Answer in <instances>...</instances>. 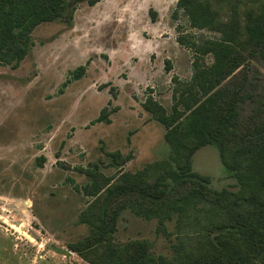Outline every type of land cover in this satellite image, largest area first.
<instances>
[{
  "label": "rangeland",
  "instance_id": "rangeland-1",
  "mask_svg": "<svg viewBox=\"0 0 264 264\" xmlns=\"http://www.w3.org/2000/svg\"><path fill=\"white\" fill-rule=\"evenodd\" d=\"M177 1L82 3L70 26L43 23L33 31L34 47L17 69L0 64V264H90L68 247L90 231L79 219L94 199L74 189L91 182L85 171L98 164L102 185L106 179L114 185L123 181V174L169 159L165 129L143 103L152 98L170 113L174 79L190 82L197 56L211 65L203 45L221 37L191 28L181 12L173 19ZM211 6L220 22L236 17L243 24L245 13L259 12L264 0H215ZM180 35L197 43L198 54L177 42ZM87 62L84 76L60 92L70 71ZM244 70L248 89L264 97V64L256 60ZM106 106L113 110L111 124L92 125ZM253 108L246 102L242 116ZM115 151L132 158L115 167L109 155ZM192 169L207 177L214 190H239L212 146L194 154ZM203 225L193 217L190 224L174 219L163 232L157 219L125 208L102 256L109 246L133 241L167 258L175 256L182 241L188 251H196L210 235Z\"/></svg>",
  "mask_w": 264,
  "mask_h": 264
},
{
  "label": "trees",
  "instance_id": "trees-1",
  "mask_svg": "<svg viewBox=\"0 0 264 264\" xmlns=\"http://www.w3.org/2000/svg\"><path fill=\"white\" fill-rule=\"evenodd\" d=\"M101 1L0 0V64L17 69L34 47L31 35L38 26L52 22L70 26L80 4L95 6ZM214 1L178 0L172 15L176 20L181 12L191 28L220 33L221 37L203 45V54H210L213 63L205 65L197 56L190 82L174 79L170 113L152 98L142 106L164 127L169 159L123 174V181L114 185H109L113 179L102 185L99 165L93 164L85 171L91 182L74 186L94 200L79 219L88 226L89 235L68 247L90 264H264V97L248 89L244 70L256 60L264 64V6L259 12L245 13L243 24L236 17L222 23L212 9ZM155 15L151 13L152 22H156ZM177 42L198 54L196 42H187L182 35ZM87 65L70 71L60 92L80 80ZM165 66L170 70L169 61ZM246 102L254 108L243 117ZM108 106L92 125L111 124L113 110ZM205 146L218 150L238 191L214 190L207 177L193 171L192 157ZM109 155L115 167L132 158L120 151ZM125 208L147 220L157 219L163 232L167 222L175 219L190 224L193 217L208 229L207 244L188 251L182 241L174 248L175 256L167 258L150 253L146 243L133 241L120 248L109 246L102 256Z\"/></svg>",
  "mask_w": 264,
  "mask_h": 264
}]
</instances>
